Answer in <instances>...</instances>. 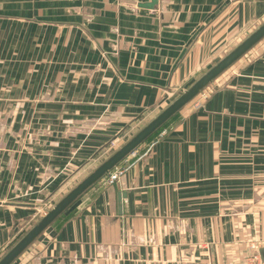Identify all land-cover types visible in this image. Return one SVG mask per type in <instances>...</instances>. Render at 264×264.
Masks as SVG:
<instances>
[{
    "label": "crops",
    "instance_id": "crops-1",
    "mask_svg": "<svg viewBox=\"0 0 264 264\" xmlns=\"http://www.w3.org/2000/svg\"><path fill=\"white\" fill-rule=\"evenodd\" d=\"M150 1L0 0V259L264 23V0ZM204 92L14 264H244L264 239V40Z\"/></svg>",
    "mask_w": 264,
    "mask_h": 264
},
{
    "label": "water",
    "instance_id": "water-1",
    "mask_svg": "<svg viewBox=\"0 0 264 264\" xmlns=\"http://www.w3.org/2000/svg\"><path fill=\"white\" fill-rule=\"evenodd\" d=\"M159 0L141 4L140 8L153 10ZM264 40V23L247 36L238 46L216 63L204 75L194 82L186 91L159 113L145 127L125 142L101 165L96 167L78 185L58 201L43 215L31 229L0 259V264H14L39 238L87 192L100 183L109 173L121 165L132 153L147 143L158 131L166 126L175 116L191 104L219 77L247 55L254 47ZM122 200V198H121ZM122 202V201H121ZM264 259V249L260 251Z\"/></svg>",
    "mask_w": 264,
    "mask_h": 264
},
{
    "label": "built area",
    "instance_id": "built-area-1",
    "mask_svg": "<svg viewBox=\"0 0 264 264\" xmlns=\"http://www.w3.org/2000/svg\"><path fill=\"white\" fill-rule=\"evenodd\" d=\"M201 98V101L198 102L197 106H201V103L208 98L206 92H203L201 95L198 96ZM167 134V131H162L160 137H164ZM138 151V150H137ZM137 151L131 154L129 157H137ZM128 157V158H129ZM127 158V159H128ZM127 159L125 161H127ZM129 166H118L115 170L109 173L102 181L105 185L111 186L117 183L129 170ZM49 209L44 208L40 215H45V213ZM264 249V239L262 241H256L249 245V250H251V254L246 257L244 264H264V259L262 258L260 251Z\"/></svg>",
    "mask_w": 264,
    "mask_h": 264
},
{
    "label": "rangeland",
    "instance_id": "rangeland-1",
    "mask_svg": "<svg viewBox=\"0 0 264 264\" xmlns=\"http://www.w3.org/2000/svg\"><path fill=\"white\" fill-rule=\"evenodd\" d=\"M226 56V55H225ZM147 123H145V124H143V126L142 127H140V128H138V129H135V131L131 134V136L127 139V141L129 140V139H131L137 132H139L145 125H146ZM126 141V142H127ZM123 145V144H122ZM121 145V146H122ZM120 146V147H121ZM119 147V148H120ZM118 147L117 148H113L112 150H111V152L109 153V154H104L101 158H99V160H97V162L94 164V165H92L84 174H82L81 176H78L77 178H75V179H73L72 180V182H71V184L66 188V190L64 191V193L62 194V196L60 197V199L62 198V197H64L69 191H71L76 185H78L79 184V182H81V180L82 179H84L86 176H88L89 174H90V172H92L96 167H98L100 164H102L109 156H111L117 149H119ZM58 202V201H57ZM56 202V203H57ZM55 203V204H56ZM53 206V205H52ZM52 208V207H51ZM50 210V209H49ZM43 215H40V217L39 218H41ZM38 218V219H39ZM38 219H37V221H38ZM36 222H34V224H35ZM33 224V225H34ZM33 225L30 227V228H32L33 227ZM29 228V229H30ZM29 229H27L26 231H28ZM26 234V232L24 233V235ZM23 237V236H22ZM21 237V238H22ZM20 238V239H21ZM20 239H18L14 244H12L11 245V247H10V249L20 240ZM9 249V250H10ZM8 250V251H9Z\"/></svg>",
    "mask_w": 264,
    "mask_h": 264
},
{
    "label": "trees",
    "instance_id": "trees-1",
    "mask_svg": "<svg viewBox=\"0 0 264 264\" xmlns=\"http://www.w3.org/2000/svg\"><path fill=\"white\" fill-rule=\"evenodd\" d=\"M163 128H164V127H163ZM163 128H162V129H163ZM160 131H161V130H160ZM160 131H158V132H157L152 138H154L156 135H158V133H159ZM152 138H151V139H152ZM151 139H150V140H151Z\"/></svg>",
    "mask_w": 264,
    "mask_h": 264
}]
</instances>
